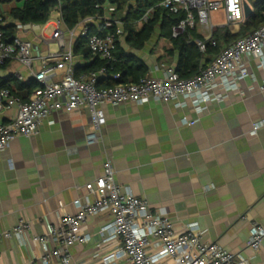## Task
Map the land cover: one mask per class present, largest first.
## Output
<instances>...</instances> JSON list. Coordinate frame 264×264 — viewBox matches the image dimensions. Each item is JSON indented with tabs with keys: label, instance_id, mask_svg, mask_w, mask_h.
<instances>
[{
	"label": "crops",
	"instance_id": "1",
	"mask_svg": "<svg viewBox=\"0 0 264 264\" xmlns=\"http://www.w3.org/2000/svg\"><path fill=\"white\" fill-rule=\"evenodd\" d=\"M23 7L22 0H0V27H14L13 36L32 43L33 66L27 69L11 60L0 68V80L8 81L9 87L28 100L40 86L34 76L41 72L50 53L72 48L76 69L91 66L95 58L84 56L83 49L74 52L80 29L71 36L63 24L65 49L52 40L56 22L61 20L58 11L46 25L29 24L35 29L21 30L23 24L12 13ZM112 10V19L121 32L116 42H120L125 56L136 57L145 65L128 82L143 76L160 79L164 76L162 65L177 69L180 52L168 53L173 50L172 40L166 37L168 29L157 27L145 47L137 50L128 45L123 22L114 16L117 8L104 6L106 14ZM214 16H222L215 24H224L222 14ZM140 22L139 29L145 25ZM194 33L208 37L201 29ZM226 47L222 44L221 50ZM62 64L59 59L47 64L55 69L54 83L64 75ZM207 64L206 56L200 66ZM249 69L255 79L245 80L239 92L230 94L223 103H209L202 111L195 110L191 102L184 108L156 101L143 106L106 105L107 124L94 146L86 142L92 132L86 109L55 113L38 136L14 140L0 152V231L25 221L32 224V232L25 237L26 246L17 239L0 242V264H42L43 251L33 237L45 236L51 227L60 226L65 215L77 213L75 202L88 197L86 185L103 175L107 160L113 162L116 181L124 191L145 200L152 213L169 218L179 233L197 223L204 232V243L218 244L240 257L241 264H264V240L258 253L248 247L253 225L264 228V92L260 91L264 71L257 60L250 62ZM29 82L33 86L30 91L20 89ZM16 113V109L6 112L3 120L10 122ZM261 124L257 135L251 136ZM111 222L109 215L88 221L84 232L91 241L70 249L71 264H104L103 257L119 247L118 242L103 244L108 234L101 231ZM54 248L50 243L49 249ZM50 264H61V260L53 257Z\"/></svg>",
	"mask_w": 264,
	"mask_h": 264
},
{
	"label": "built area",
	"instance_id": "2",
	"mask_svg": "<svg viewBox=\"0 0 264 264\" xmlns=\"http://www.w3.org/2000/svg\"><path fill=\"white\" fill-rule=\"evenodd\" d=\"M245 3L248 0H163L158 7L166 11L169 17L181 18L171 27L173 39L201 29L208 34L204 40L217 48L214 33L220 29L234 33L245 23ZM114 11L87 18L75 30H69L71 36H74L80 29V38L86 39L93 57L103 63L99 69L77 76L73 50L69 48L65 53H50L43 61V69L34 76L40 86L28 100H24L9 86L0 87V152L7 150L19 137L38 136L41 127L55 113H73L82 109L90 113L92 132L87 136L86 142L88 146H94L100 142L102 130L107 124L104 110L106 105L132 103L143 106L156 101L184 108L187 102H191L195 110L202 111L209 103H223L230 94L239 92L245 80L255 79L249 69L252 60H257L259 68L264 71L262 26L222 49L209 66L201 68L191 78H181L175 67L162 65L164 76L160 79L146 76L137 82L100 87V81L109 77L107 66L116 62L115 44L121 32L117 29L116 32L100 36L91 32V28L102 24L107 27L117 26L118 23L112 19ZM153 12L154 10L143 17L141 26L149 22ZM216 14L223 15V25L214 23L213 17ZM62 26V19L56 22L57 29L52 40L60 49H65ZM20 29L35 28L23 25ZM194 44L202 54L207 52L205 41L195 40ZM14 59L31 69L34 62L33 45L15 36L7 38L0 30V68ZM56 59L63 63L64 75L54 83L52 79L56 75L55 69L47 64ZM110 78L119 81L121 74L112 72ZM260 91L264 92V81ZM12 109L17 110L15 117L10 122H5L3 115ZM193 124L195 122L190 123ZM262 125L255 126L251 136H256ZM86 190L88 197L75 202L76 214L65 215L60 226L51 227L45 236L33 237V241L42 248V264H50L53 257L60 259L61 264H71L70 249L91 241V236L84 232L88 221L103 215L112 217V222L101 231L104 235L108 234L103 244L119 243L116 251L103 257L104 264H116L119 261L125 264H241L240 257L218 244L204 243V232L200 231L197 223L189 224L184 233H179L169 218L152 213L145 200L135 197L130 191H124L116 181L111 160L104 163L103 175L87 184ZM31 232L32 224L21 221L11 230L0 231V242L17 239L21 245L26 246L25 237ZM263 240L264 228L254 224L248 247L258 253ZM50 243L55 245L53 251L49 249Z\"/></svg>",
	"mask_w": 264,
	"mask_h": 264
},
{
	"label": "trees",
	"instance_id": "3",
	"mask_svg": "<svg viewBox=\"0 0 264 264\" xmlns=\"http://www.w3.org/2000/svg\"><path fill=\"white\" fill-rule=\"evenodd\" d=\"M11 1V0H5ZM24 1V7L21 10H15L12 13V17L19 21L23 25H46L52 14L60 10L61 19L64 26L70 30H75L78 25L85 19L90 17H96L97 15L103 16V6L106 4L113 5L117 8L114 16L119 18L125 27L127 34V43L131 47L141 50L145 47L147 41L151 39L157 27L161 29H168L169 37L173 43V50L168 51L170 55L174 51L180 52L179 64L177 67V73L181 78H191L197 74L200 69L201 60L206 58L209 66L211 64L210 58L213 55L217 56L221 51L222 44H227V47L233 42L252 34L260 27L264 26V0H248L253 8V15L246 19L236 33H230L226 31H217L213 35V39L217 42L218 47H212L209 41L204 40L199 35H196L194 31L188 32L184 36L178 39L171 37V27L176 24L181 18L168 16L167 12L158 6L163 0H22ZM151 10H154L153 19L149 20L142 28H138V23L143 17ZM183 17V16H181ZM14 27H8L5 30L0 27V30L5 32V37H13L12 30ZM117 27H107L105 24L99 27H92L91 32L105 36L109 32H116ZM9 34H6L8 33ZM195 40L205 41L207 44V52L202 54L194 44ZM117 52L115 53L116 62L108 67L109 77L106 80L100 81L99 86L103 88L114 87L120 83H127L128 78L132 76L135 71H141L145 68V65L136 57L125 56L122 48H120V42H116ZM81 49L84 56L92 55L86 45V39L80 38L75 45L74 52L77 54ZM103 63L95 58V62L91 66H86L82 69H76L77 76L82 74H90L99 69ZM121 74L119 81L112 80L110 74ZM145 77V76H143ZM141 77V78H143ZM141 78L137 79L140 80ZM135 81V82H137ZM0 87H8V81L0 80ZM26 88L29 91L33 88L31 82L23 84L20 89Z\"/></svg>",
	"mask_w": 264,
	"mask_h": 264
},
{
	"label": "water",
	"instance_id": "4",
	"mask_svg": "<svg viewBox=\"0 0 264 264\" xmlns=\"http://www.w3.org/2000/svg\"><path fill=\"white\" fill-rule=\"evenodd\" d=\"M244 10H245L246 19H249L253 15V8L250 6V4L245 3Z\"/></svg>",
	"mask_w": 264,
	"mask_h": 264
},
{
	"label": "rangeland",
	"instance_id": "5",
	"mask_svg": "<svg viewBox=\"0 0 264 264\" xmlns=\"http://www.w3.org/2000/svg\"><path fill=\"white\" fill-rule=\"evenodd\" d=\"M214 21L216 22V23H220L221 22V19H222V16H214Z\"/></svg>",
	"mask_w": 264,
	"mask_h": 264
}]
</instances>
